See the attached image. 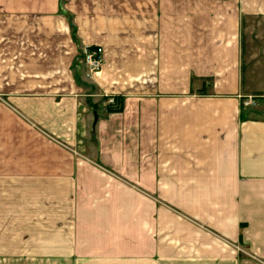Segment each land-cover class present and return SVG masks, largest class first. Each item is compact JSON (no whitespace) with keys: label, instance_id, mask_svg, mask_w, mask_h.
Listing matches in <instances>:
<instances>
[{"label":"crops","instance_id":"crops-1","mask_svg":"<svg viewBox=\"0 0 264 264\" xmlns=\"http://www.w3.org/2000/svg\"><path fill=\"white\" fill-rule=\"evenodd\" d=\"M250 259L264 0H0V262Z\"/></svg>","mask_w":264,"mask_h":264},{"label":"built area","instance_id":"built-area-1","mask_svg":"<svg viewBox=\"0 0 264 264\" xmlns=\"http://www.w3.org/2000/svg\"><path fill=\"white\" fill-rule=\"evenodd\" d=\"M78 63L85 67L88 76H94L102 64V49L99 46H84L81 49ZM245 104L255 105V102L249 100Z\"/></svg>","mask_w":264,"mask_h":264},{"label":"rangeland","instance_id":"rangeland-1","mask_svg":"<svg viewBox=\"0 0 264 264\" xmlns=\"http://www.w3.org/2000/svg\"><path fill=\"white\" fill-rule=\"evenodd\" d=\"M47 263L48 262H45V264H47ZM0 264H10V263H8V262H0ZM18 264H22V262H18ZM240 264H264V261H256V260L250 259V260H247L245 262H240Z\"/></svg>","mask_w":264,"mask_h":264}]
</instances>
